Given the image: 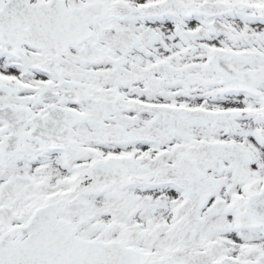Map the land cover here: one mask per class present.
Segmentation results:
<instances>
[{"label": "snow or ice", "instance_id": "1", "mask_svg": "<svg viewBox=\"0 0 264 264\" xmlns=\"http://www.w3.org/2000/svg\"><path fill=\"white\" fill-rule=\"evenodd\" d=\"M0 264H264V0H0Z\"/></svg>", "mask_w": 264, "mask_h": 264}]
</instances>
